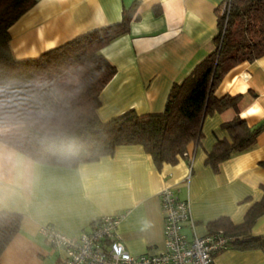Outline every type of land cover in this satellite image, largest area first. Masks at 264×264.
<instances>
[{
	"label": "crops",
	"instance_id": "obj_1",
	"mask_svg": "<svg viewBox=\"0 0 264 264\" xmlns=\"http://www.w3.org/2000/svg\"><path fill=\"white\" fill-rule=\"evenodd\" d=\"M222 2L37 0L10 27V47L17 60L35 59L120 23L135 4L127 32L101 49L115 74L99 95L97 113L103 122L129 110L139 116L158 113L172 85L213 50ZM214 95L236 98L238 115L249 127L264 123V57L231 69ZM234 115L232 108L206 115L202 138L188 146L187 160L160 168L139 145L119 146L112 155L69 168L40 164L0 142V212L21 216L17 233L0 253V264H62L63 253L40 234V227L49 225L78 239L98 218L119 214L123 218L117 233L125 250L132 256L158 254L163 250L159 194L164 189L189 201L199 237L210 233L208 224L219 218L241 224L264 198V129L251 148L216 170L206 163L216 140L226 137L220 125ZM7 131L0 135L7 136ZM181 233L192 237L186 223ZM251 234L264 235V213ZM212 264H264V253L227 248L214 255Z\"/></svg>",
	"mask_w": 264,
	"mask_h": 264
},
{
	"label": "trees",
	"instance_id": "obj_2",
	"mask_svg": "<svg viewBox=\"0 0 264 264\" xmlns=\"http://www.w3.org/2000/svg\"><path fill=\"white\" fill-rule=\"evenodd\" d=\"M37 0H0V135L4 143L43 165L74 168L112 155L119 146L139 145L156 168L188 158L190 144H199L206 115L232 108L234 117L220 125L226 133L206 156L214 170L233 155L251 148L264 123L249 127L238 115L237 99H220L215 91L225 75L242 63L264 57V0H228L216 12L213 50L180 83L172 85L163 111L139 116L129 110L103 122L98 117L99 95L115 74L101 54L109 42L125 34L135 4L121 22L80 36L35 59L12 55L9 29ZM74 74L70 80L62 79ZM59 76V77H58ZM264 213V198L246 213L243 222L227 218L210 222L227 248L264 253V235L251 229ZM21 216L0 212V253L17 233Z\"/></svg>",
	"mask_w": 264,
	"mask_h": 264
},
{
	"label": "built area",
	"instance_id": "obj_3",
	"mask_svg": "<svg viewBox=\"0 0 264 264\" xmlns=\"http://www.w3.org/2000/svg\"><path fill=\"white\" fill-rule=\"evenodd\" d=\"M227 2L223 0L220 6L222 14ZM159 201L163 250L155 255L132 256L125 250L117 233L123 214L98 218L78 239L68 238L49 225L40 227L39 232L54 249L63 253L62 264H212L214 255L227 249L228 241L220 232L201 237L194 233L188 200L179 199L172 189H164ZM184 223L191 230V239L181 233Z\"/></svg>",
	"mask_w": 264,
	"mask_h": 264
},
{
	"label": "rangeland",
	"instance_id": "obj_4",
	"mask_svg": "<svg viewBox=\"0 0 264 264\" xmlns=\"http://www.w3.org/2000/svg\"><path fill=\"white\" fill-rule=\"evenodd\" d=\"M220 14H222V13H221V8H220ZM56 75H59L62 79H66V80H69V79L71 80V79L74 77V74L69 75L68 77H67V76L64 77L63 74H56ZM59 76H58V77H59ZM4 129H5V128H4ZM6 130H9V131H7V134H9V132L12 133V129L10 130V129L8 128V129H5V131H6ZM5 131H3V129H0V134L4 133Z\"/></svg>",
	"mask_w": 264,
	"mask_h": 264
}]
</instances>
